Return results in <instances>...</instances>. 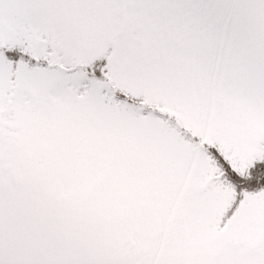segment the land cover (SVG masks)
I'll use <instances>...</instances> for the list:
<instances>
[{"label": "snow or ice", "instance_id": "obj_1", "mask_svg": "<svg viewBox=\"0 0 264 264\" xmlns=\"http://www.w3.org/2000/svg\"><path fill=\"white\" fill-rule=\"evenodd\" d=\"M0 264H264V0H0Z\"/></svg>", "mask_w": 264, "mask_h": 264}]
</instances>
